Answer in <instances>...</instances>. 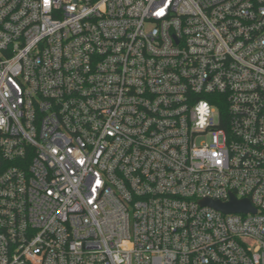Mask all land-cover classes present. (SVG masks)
Instances as JSON below:
<instances>
[{
	"label": "built area",
	"instance_id": "2783aa9c",
	"mask_svg": "<svg viewBox=\"0 0 264 264\" xmlns=\"http://www.w3.org/2000/svg\"><path fill=\"white\" fill-rule=\"evenodd\" d=\"M0 264H264V0H0Z\"/></svg>",
	"mask_w": 264,
	"mask_h": 264
},
{
	"label": "water",
	"instance_id": "95a60500",
	"mask_svg": "<svg viewBox=\"0 0 264 264\" xmlns=\"http://www.w3.org/2000/svg\"><path fill=\"white\" fill-rule=\"evenodd\" d=\"M202 203L207 204L214 209H219L224 213H235V212H247L252 211L247 201H236L235 198L231 197V201L228 204L211 203L209 201H203Z\"/></svg>",
	"mask_w": 264,
	"mask_h": 264
},
{
	"label": "snow or ice",
	"instance_id": "6c2138e0",
	"mask_svg": "<svg viewBox=\"0 0 264 264\" xmlns=\"http://www.w3.org/2000/svg\"><path fill=\"white\" fill-rule=\"evenodd\" d=\"M46 2H47V0H46Z\"/></svg>",
	"mask_w": 264,
	"mask_h": 264
}]
</instances>
